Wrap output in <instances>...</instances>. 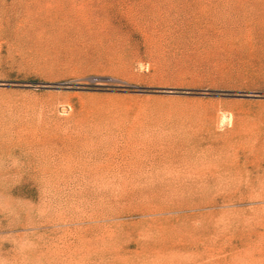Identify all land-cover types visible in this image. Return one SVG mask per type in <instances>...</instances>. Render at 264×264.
I'll return each instance as SVG.
<instances>
[{"label":"rangeland","instance_id":"rangeland-1","mask_svg":"<svg viewBox=\"0 0 264 264\" xmlns=\"http://www.w3.org/2000/svg\"><path fill=\"white\" fill-rule=\"evenodd\" d=\"M0 264H264V0H0Z\"/></svg>","mask_w":264,"mask_h":264}]
</instances>
